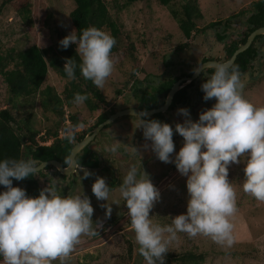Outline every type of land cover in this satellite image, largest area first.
Listing matches in <instances>:
<instances>
[{"label": "rangeland", "instance_id": "rangeland-1", "mask_svg": "<svg viewBox=\"0 0 264 264\" xmlns=\"http://www.w3.org/2000/svg\"><path fill=\"white\" fill-rule=\"evenodd\" d=\"M187 1L174 0L169 7H163L157 0H148L133 4L119 15L122 29L134 42L138 57V65L135 66L137 72L132 76L129 74L130 63L125 57L121 66L115 64L112 75L102 88L106 101L110 103V106L104 110L112 107H115L117 111L138 109L144 104L142 102L145 95L150 94L164 81L176 77L182 79V75L185 73L192 74L193 70L205 58L214 59L216 57L223 60L225 58L224 45L237 37L239 38L240 32L244 28L243 23L250 14L246 13L238 18L232 17L238 15L244 8L250 7L251 3L257 0H196L201 17L195 19V30L189 39L183 37L178 22L172 16V12L180 14V6ZM2 2L0 0V6ZM46 2L53 15V21L50 23L52 42L59 43V32L63 31L65 36L73 32L68 19L70 8L66 5L63 6L64 0H46ZM218 21L222 23L220 26H210L211 23ZM229 26L230 28L225 29ZM220 33L224 36L222 41L219 40ZM0 37L5 44L9 45L8 47L16 49H26L34 43L33 36L28 32L25 24L7 7L3 8L0 13ZM260 48L262 51L260 52L263 53L264 43L260 45ZM258 64H260V68L247 70L249 65L247 63L244 71L246 74L241 75V81L244 83V97L259 107L264 106V58L259 59ZM209 76L208 73H205L202 77ZM199 79L200 77L196 79L193 91L190 92H198L199 88L201 90L202 84ZM45 86L61 88L59 78L51 69L48 70L42 88ZM189 95L188 105H191L196 102V99H192L191 93ZM10 98L6 85L0 77V109L10 105ZM39 99V97L35 99L36 107L31 120L32 127L38 131L34 139L37 146L52 145L55 138H66L65 131L72 126L70 115H75V113L78 119L84 122V127L78 128L74 135L83 132L88 134L97 115L101 113L92 116L82 104L70 106L64 104V119L56 130V136L51 137V135H47L46 131L52 127V124L56 125L58 121L53 118L52 112L43 111L39 107ZM215 103L216 100L213 98L205 101L201 107L204 110L210 109ZM18 106L12 111L14 114L31 113L28 105L21 107L18 103ZM179 109L182 108L166 111L160 120V122L172 126L174 134L175 125L183 123L185 120V117L178 114ZM190 118L196 122L199 116H194L192 113ZM148 120H152V118L150 117ZM138 127L139 120L136 116H122L109 124L89 143L91 152L97 153L100 159L105 162L106 169L104 171H98L97 174L82 179L83 170H85L82 168L83 170H78L76 176L73 177L75 178L74 182L71 178L60 180L52 170L40 171L39 175H35L39 191L47 185L55 184L61 195L88 196L94 209L92 220L93 228L97 232L96 236H81L79 244L63 261V264H147L142 256L135 254V248H130L132 238L135 242V233L130 226L126 225L129 219L128 209L119 191V186L132 166H136L141 173L144 170L160 193L159 200L150 212L154 224L169 225L171 218L186 214L189 199L186 186L187 177L179 173L174 167V163L166 164L159 161L155 153L151 151V141H146L145 138L137 140L143 132V129ZM134 141L138 142L134 147L140 155L135 153L133 148L130 150V146L136 144ZM173 141L175 152L172 154V159L174 160L175 155L183 146V138L178 134V138L175 137ZM71 143L76 144L75 136ZM145 145L149 147L145 148ZM113 146L117 147L116 152L110 151ZM122 147L126 148L125 154L124 150L122 152ZM245 159V157H241L240 164H232L229 167L228 178L237 193V212L231 220L234 225V244L231 247H225L213 242L208 237L200 235L189 237L185 233H178V239L169 245L165 258L169 254L189 251L188 253L195 256L202 255V264H264V202L257 201L243 191ZM97 176L105 178L107 186L115 180V187L111 189L107 201L97 200L92 193V185ZM13 187H20L25 191L27 189L23 182L16 180H13ZM4 191L6 189L0 185V193ZM26 194L31 198L39 196V192L33 194V191H28ZM105 204L112 208L110 216H106L107 209L103 207ZM96 224H99L100 227H97ZM0 264H2V258ZM53 264H62V262L56 260ZM165 264L167 263L165 262Z\"/></svg>", "mask_w": 264, "mask_h": 264}, {"label": "clouds", "instance_id": "clouds-1", "mask_svg": "<svg viewBox=\"0 0 264 264\" xmlns=\"http://www.w3.org/2000/svg\"><path fill=\"white\" fill-rule=\"evenodd\" d=\"M70 44L77 45L81 75L102 89L114 71L115 38L93 26L81 29L79 36L73 30L59 41L65 50ZM77 67L74 59H65L63 72L68 80L76 79ZM193 71L195 74L200 70ZM243 89L238 67L231 62L215 65L214 73L202 84L201 91L205 101L214 98L216 103L202 111L196 122L190 118L188 109L178 110L185 120L175 125V133L183 138V146L174 160L172 126L143 119L146 112L134 114L145 140L151 141V151L157 159L174 163L179 173L187 177L189 195L186 214L171 218L169 225L154 224L150 212L160 198L158 189L144 170L141 173L132 166L127 171L119 191L126 202L138 253L147 264H165L168 247L178 239V233L208 237L225 247L234 244L231 220L237 212V193L228 177L230 165L240 164L241 157L246 158L243 191L264 202V106L258 107L247 100ZM88 95L75 93L73 103L83 104ZM82 127L83 124L70 126L65 131L66 138L73 140L74 132ZM110 151L116 152L117 147H111ZM133 151L139 154L134 147ZM37 171L38 161L32 158L0 161V185L6 189L0 193L2 264H53L56 260L63 264L81 236L97 234L92 220L94 209L88 196L61 195L52 184L42 189L38 197L31 198L24 189L13 187V179L22 181ZM83 171L82 179L93 175ZM110 191L105 178L97 176L92 185L96 199L107 201ZM103 207L107 209L106 216H110L111 206Z\"/></svg>", "mask_w": 264, "mask_h": 264}, {"label": "trees", "instance_id": "trees-1", "mask_svg": "<svg viewBox=\"0 0 264 264\" xmlns=\"http://www.w3.org/2000/svg\"><path fill=\"white\" fill-rule=\"evenodd\" d=\"M2 1L0 13L3 8H10L20 21L25 24L28 32L33 36L34 43L26 49H16L14 47H8L9 45L5 44L0 37V77L3 79L7 92L11 96L9 108L0 109V161L6 158L16 160H27L29 158L41 161L56 160L65 167L69 164V154L74 146L71 141L67 138H55L52 145L42 147L37 146L34 142L38 134V131L31 125L32 115L36 107L34 104L35 99L39 97V107L43 111L52 112L53 118L58 121L56 125L53 126L52 124V127L46 131L47 135H51V137L53 135L56 136V130H58L60 122L64 119V104L68 106L72 104L76 105L73 103L75 93L82 95L89 94L88 99L82 105L86 107L92 116L101 112L97 115L95 122L88 130L89 132L117 110H115V107L104 110L110 106V103L106 101L102 89H98L92 81L84 79L81 75L79 69L81 61L76 52L77 45L70 44L65 50L60 47L59 43L52 42L50 23L53 21V15L49 10L46 0ZM146 1L148 0H64L63 6L66 5L70 8H68V19L70 20L72 29L76 30L77 36L81 34V29L94 26L110 33L115 38L116 44L112 49L113 60L115 64L121 66L124 62V57L127 58L130 63L129 74L132 76L137 72L135 66L138 65V57L134 42L122 29L123 26L119 15L124 9H127L133 4ZM157 2L163 7H169L174 0H157ZM180 10V14L178 12H172V16L178 22L183 37L189 39L195 30V19L201 17L198 3L196 0H188L187 3L180 6ZM246 13L250 14L246 19L247 25H244L239 38L237 37L232 40L230 45L225 47V58L222 61H228L233 52L245 43L250 33L258 28L264 27V0L252 2L250 7L244 8L238 15H234L232 18L241 17ZM179 15L180 17H178ZM221 24V21H218L211 23L210 26L217 27ZM59 33L61 41L66 36L63 31ZM262 37L263 35L257 36L253 43ZM219 38H224V36L219 35ZM253 43L246 51L237 56L233 66L238 67L239 71L246 67L250 58L252 59L250 54L255 50V43ZM66 58L74 59L77 62L78 67L75 73V80H68L63 72ZM49 69L54 71L59 78L61 82L60 89H55L52 86L42 88ZM214 71L215 69H208L202 72L200 77L205 73L212 75ZM185 75L187 74H183L182 76ZM190 75L191 73L188 74V76ZM178 79L179 77L169 79L152 90L150 94H146L142 102L144 104L139 106V109L146 111L162 106L167 93ZM195 81L174 95L172 104L168 110L188 104V90L194 85ZM18 103H20L21 107L28 105L31 113L14 114L12 111L19 107ZM162 116L163 114H155L151 118L152 120H159ZM146 118L150 119V117ZM70 120L72 121V125L84 124L82 120L78 119L76 113L75 115H70ZM106 128L107 126L104 129ZM86 135L85 132L75 134V142L81 141ZM89 146L83 150L82 161L76 158L77 163L81 166L97 167L101 162L98 159H94L95 161L93 162V154ZM174 167H176L175 164ZM48 169L55 168L47 167L46 170ZM35 175L34 173L33 176L21 181L26 185V193L28 191H33L35 194L38 192L37 182L34 180ZM61 177L65 176L61 175ZM126 225L128 227L130 226V219H128ZM130 248H135V254H139L138 245L136 241L134 242L133 238ZM188 252L169 254L165 258V262L167 264L203 263L202 255L195 256Z\"/></svg>", "mask_w": 264, "mask_h": 264}, {"label": "water", "instance_id": "water-1", "mask_svg": "<svg viewBox=\"0 0 264 264\" xmlns=\"http://www.w3.org/2000/svg\"><path fill=\"white\" fill-rule=\"evenodd\" d=\"M263 35L264 36V27L258 28L256 30H254L252 33L249 34V36L247 37L245 43L243 45H240L232 54V56L230 57V59L226 62H231V64L233 65L237 56L240 53H243L244 51H246L251 44L253 43L254 39L257 36ZM218 64V62L216 61H207L204 62L200 65H198L196 67V69L198 68L200 71L198 73L191 74L190 77H183L182 79L176 81L172 87L170 88L169 92L167 93L163 105L159 108L156 109H149L146 111H142L140 109H124L121 111H116L115 113H113L111 116H109L105 121H103L102 123H100L99 125H97L89 134H87L81 141H79L78 143H76L73 148L70 151L69 154V165L67 167H63L59 162L55 161V160H51V161H47V162H39L38 161V168L40 172L42 170H44L46 167H54L59 174L63 175V176H70L72 174H74V170L77 167V161H76V156L77 155H82V151L89 145L90 142H92L95 137L109 124H111L113 121H115L116 119H118L119 117L122 116H135L138 115L140 112H146L147 116L143 117H151L155 114H163L165 113L168 108L170 107V105L172 104L174 95L183 87L186 86V84L191 83L193 81H195L196 79L199 78L200 74L207 69H215V65ZM135 114V115H134Z\"/></svg>", "mask_w": 264, "mask_h": 264}, {"label": "flooded vegetation", "instance_id": "flooded-vegetation-1", "mask_svg": "<svg viewBox=\"0 0 264 264\" xmlns=\"http://www.w3.org/2000/svg\"><path fill=\"white\" fill-rule=\"evenodd\" d=\"M228 24H230V23H228ZM244 25H247V22L245 21L244 23H243V26ZM228 28H230V26L229 27H227V28H225V29H228ZM240 31V30H239ZM223 32V31H222ZM221 32V33H222ZM220 33V34H221ZM222 36H223V34H221ZM219 36V35H218ZM226 38V37H225ZM219 40H224V38H219ZM230 42H232V41H230ZM230 42L227 44H225L224 45V52H225V47L227 46V45H230ZM255 43V44H254ZM253 44H254V46H255V50H254V52H252L250 55L252 56V59L250 58L249 59V65H248V67H247V70L248 69H250L251 70V68H260V64H258V60L260 59L261 60V58H264V52L263 53H261L262 51L260 50L261 48H260V45L262 44V43H264V36L261 38V39H259L258 41H255ZM261 51V52H260ZM254 55V56H253ZM255 55H257V56H255ZM232 56V55H231ZM203 60H205V61H203ZM202 60V62L200 63V64H202V63H204V62H207V61H216V62H218V63H224V62H226V61H222L221 59H218V58H216V57H214V59H203ZM229 60V59H228ZM199 64V65H200ZM208 70V69H207ZM245 71V68L243 69V70H240V73H241V75L242 74H246V72H244ZM205 72V71H204ZM185 74H187V75H185V76H183V77H190V76H188V73H185ZM190 74V73H189ZM202 74V73H201ZM200 74V75H201ZM207 74V73H206ZM200 77V76H199ZM211 77V75L209 76V77H200V79H199V82L201 83V84H203V83H205L206 82V80L207 79H209ZM178 80H180V78L178 79ZM177 80V81H178ZM252 81H254V80H252ZM252 81H251V83H252ZM165 82V81H164ZM192 83V82H191ZM191 83L189 84V85H191ZM247 84H249L248 82H247ZM189 85H187V86H189ZM187 86H185V87H187ZM193 87H194V85L188 90V103H189V100H190V93H191V95L193 96L192 97V99L194 100V99H196V102L195 103H193V104H191V105H183V106H177V107H175L174 109H173V111H175L177 108H184V109H188L189 110V113H190V117H191V115H192V113H193V115L194 116H196V115H200V113L202 112V111H204V109L201 107V105L205 102V100L203 99V97H204V93L200 90V88H199V91L198 92H190V91H193ZM184 88V87H183ZM181 90V89H180ZM171 106V105H170ZM161 107V106H160ZM193 107H195V108H193ZM139 109V108H138ZM169 109V108H168ZM191 109H192V111H191ZM168 111V110H167ZM164 116H162V117H160V119L158 120V121H160V120H162V118H163ZM90 133V132H89ZM175 134H177V133H175ZM174 134V135H175ZM173 135V140H175V137H177L178 138V134H177V136H174ZM142 138H144V136H143V132H141V134L139 135V137L137 138V140H140V139H142ZM133 143V142H132ZM134 143H136V141H134ZM133 143V144H134ZM138 143V142H137ZM137 143L135 144V145H131L130 146V150L134 147V146H137ZM135 148V147H134ZM122 149V152H123V150H124V154L127 152L126 151V148H121ZM92 153V152H91ZM83 154H84V152L82 151V155H77L76 156V158L79 160V161H82L81 160V157L83 156ZM93 154V157H92V159H93V162L95 161L94 159H98L100 162H101V164H99V166H97V167H89V166H81V165H79L78 163H77V167L75 168V170H74V174H72V175H70V176H65V177H61V174L59 175L58 174V171L56 170V169H48V170H52L53 171V173H54V175L55 176H57V177H59V179L60 180H64V179H66V178H71L72 179V182H74V180H75V178H73V177H75L76 175V172H78V170H81L82 168H84L86 171H88V172H91V173H93V175L94 174H97L98 173V171H104L105 169H106V166L104 165L105 164V162H103L102 161V159H100V157H99V155L97 154V153H92ZM127 157V156H126ZM130 157H132V156H130ZM128 158V157H127ZM34 160H36V161H39V162H47V161H51V160H47V161H41V160H38V159H34ZM56 161V160H55ZM77 161V160H76ZM58 162V161H57ZM61 164V163H60ZM62 165V164H61ZM69 165V164H68ZM67 165V166H68ZM67 166H65V167H67ZM51 167V166H50ZM47 168V167H46ZM46 168L44 169V170H42V171H45L46 170ZM100 168H102V169H100ZM41 171V172H42ZM41 172H36L35 174L36 175H39V173H41ZM63 176V175H62ZM34 180L37 182V189H38V192L40 193V191H39V187H38V180H37V178L35 179L34 178ZM115 181V180H114ZM114 181L113 182H111V184H108V187L110 188V189H112V188H114L115 187V185H114ZM37 192V193H38ZM35 193V192H34ZM33 193V194H34Z\"/></svg>", "mask_w": 264, "mask_h": 264}]
</instances>
